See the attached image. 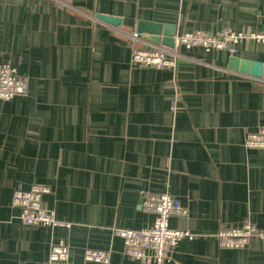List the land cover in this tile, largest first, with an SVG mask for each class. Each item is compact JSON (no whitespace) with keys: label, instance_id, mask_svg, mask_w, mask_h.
<instances>
[{"label":"crops","instance_id":"obj_1","mask_svg":"<svg viewBox=\"0 0 264 264\" xmlns=\"http://www.w3.org/2000/svg\"><path fill=\"white\" fill-rule=\"evenodd\" d=\"M139 21L264 33V0H0V62L27 82L0 103V264H44L59 238L68 264H103L85 262V247L109 249L108 264H141L113 229L151 225L141 201L161 192L187 210L170 227L197 234L165 264H263L264 237L226 248L215 234L245 219L264 231V148L243 146L264 122V42L243 40L233 55L260 61L259 78L200 47L176 69L143 67L132 46L156 42L131 40ZM33 184L48 187L43 205L69 227L20 224L12 193Z\"/></svg>","mask_w":264,"mask_h":264},{"label":"built area","instance_id":"obj_2","mask_svg":"<svg viewBox=\"0 0 264 264\" xmlns=\"http://www.w3.org/2000/svg\"><path fill=\"white\" fill-rule=\"evenodd\" d=\"M129 36L132 41H136L139 33L133 32ZM243 40L264 42V33L230 28H219L210 32L198 28L182 29L173 34L171 47L158 43L149 47L133 45L130 59L133 64L143 67L176 69L179 61L187 57L184 51L200 47L204 51L224 50L229 56H233L236 54L237 44ZM26 87V78L18 73L11 59L0 62V103L25 94ZM171 107H174L173 103ZM243 146L264 148V122L255 131L245 135ZM48 191V187L42 184L13 190L11 204L18 209V219L22 226H70L69 222L58 219L52 209L43 205L42 197ZM141 207L153 214L151 225L137 229H113L122 239L123 252L132 260L141 264H165L179 240L191 239L197 235L188 229L170 227L169 218L184 217L187 210L178 198L168 192L146 195L141 201ZM215 235L220 247L241 248L247 246L254 237L263 238L264 231L250 219H245L239 225L220 228ZM110 254L109 249L85 247L82 258L85 262L108 264ZM68 259V240L59 238L51 242L44 264H68ZM262 259L264 264V251Z\"/></svg>","mask_w":264,"mask_h":264},{"label":"water","instance_id":"obj_3","mask_svg":"<svg viewBox=\"0 0 264 264\" xmlns=\"http://www.w3.org/2000/svg\"><path fill=\"white\" fill-rule=\"evenodd\" d=\"M97 16L101 20L117 25L118 19L114 16H108L105 14H98ZM137 32L146 33L149 35L148 38L151 41H154V43H160L169 47L173 45L174 26L172 24L139 21L137 23ZM227 66L231 70L243 74H249L256 78L262 76V63L260 61L230 56L228 58Z\"/></svg>","mask_w":264,"mask_h":264}]
</instances>
